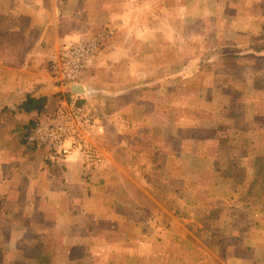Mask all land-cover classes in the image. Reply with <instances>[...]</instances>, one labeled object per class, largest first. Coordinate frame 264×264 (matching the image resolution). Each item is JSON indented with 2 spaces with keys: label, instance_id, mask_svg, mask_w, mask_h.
<instances>
[{
  "label": "crops",
  "instance_id": "obj_1",
  "mask_svg": "<svg viewBox=\"0 0 264 264\" xmlns=\"http://www.w3.org/2000/svg\"><path fill=\"white\" fill-rule=\"evenodd\" d=\"M118 1H113L112 5ZM143 1V13L135 17L128 16V22L119 15L112 16L113 24L115 20L120 23L121 18L127 25L135 22L142 25L141 30L135 26L126 30L115 29L117 32L114 38L118 42L112 46L109 54L104 55L103 63L111 60L112 70L117 68L114 62L123 61L126 57L129 65L135 56L131 43L134 44L137 40L142 41V49L136 51V55L144 58L150 55L151 48L148 45L152 40H157L159 45L161 42L166 45L168 35L160 30H165L163 26L168 21L178 23L182 19L181 12L179 17L167 16L166 11L163 15L152 13L154 4L152 6L151 0ZM70 2L0 0V215L9 218L8 221L5 220L8 227L4 231L13 233V236L8 239L15 237L16 240L15 245L8 246L17 248L20 240H30V244L25 243V249L35 248L37 244L42 246L41 239H44L45 234L54 233L61 234L62 246L66 248L70 247V240H73L75 246H79L78 241L83 238L92 240L100 248L96 249L95 254L107 255L109 264H264V189L263 181L259 177L264 146L263 97L251 95L246 101L244 99L246 107L239 113H200V117L207 120L208 130L205 131H208V136L198 141V145L218 144L219 138L215 137L217 118L228 122L226 124L229 128L226 129L230 145L244 146L230 147V155L224 160L213 159L210 165L208 164L213 172L212 177L208 179L212 181L206 187L209 192L206 194V190L198 187L192 190L191 195L187 191L185 197L187 199L190 196V203L185 206L176 203L179 208L174 210L162 206L157 200L158 197L148 192L150 183L144 177L134 175L136 173L129 165L135 151L142 152L143 155L148 152L144 145L152 137L159 141L153 149L154 153L169 157L183 154L200 155L194 149L193 141L184 137V134L194 130L189 129L191 126L201 127V124L187 123L185 126L188 128H184L183 115L171 114L168 108H164V104L172 103L176 93L175 85H161L165 79L158 81L159 88L154 92L149 89L140 90L139 86L135 85L130 89L126 87L122 92H111L115 97L106 98V101L110 100L114 104L126 103L127 107L121 106L120 111L109 112L112 114L99 122L97 144L99 139L112 134L111 128L114 129L116 143L112 142L114 146L110 156H105V166L94 170L91 177L85 180L82 163L76 156L62 161L53 157L48 149L33 148L24 142L21 136L24 129L50 112L48 110L52 107L56 95L75 92V89L55 85L48 68L51 56L56 48L63 44L60 41L83 37L81 28L84 26L85 29L86 26L88 5L83 3L84 6L81 7V1L78 0L76 7L70 11ZM163 2L158 0L157 7L166 8ZM174 2L171 7H174L175 14L176 7L180 10L183 7V1ZM261 3L262 0H253L252 6L258 7ZM189 7L197 21L199 18H211V13L206 15V11L199 8V0L190 3ZM243 17L245 21H242ZM252 17L251 7L237 8L234 17L237 23L247 25L251 31L249 35V31H245L244 35L238 34L236 44L245 49V52L240 53L242 58L251 52L256 58L264 57L263 48L247 49L252 45L248 39H255L258 44L261 41L264 45V19ZM70 21V30L68 26H62L64 22ZM154 23L160 25L157 33H152L148 28ZM121 25L118 24L119 27ZM63 28H67L66 33H62ZM176 35L177 32L174 31V39L177 38ZM178 36L181 34L178 33ZM122 38L128 42L127 49L120 44ZM13 39L24 41V44L13 47L3 42ZM165 52L162 47L159 55ZM131 65L132 71L138 70ZM239 66L242 69L246 67L245 63H239ZM142 73L145 76L150 71L143 69ZM261 74L264 75V71ZM166 80L170 82L169 79ZM82 81V84H79L83 86L84 91L79 98L94 107L98 90L89 89L85 84L86 78L83 77ZM148 82L144 81L143 88L150 86ZM258 85L256 80L254 85L246 84L250 87ZM206 86L207 100L215 104V89L222 85L207 83ZM134 90H140V95L136 96L137 91ZM123 94L128 98L122 97ZM29 97H44L47 100L46 109L40 113L21 112L20 106ZM121 97L126 99L119 101ZM152 97L153 101L150 100ZM177 99L175 98L174 103H180ZM103 101L105 100H102L100 109L107 106ZM138 108L144 110L135 113L134 110ZM154 117L157 121L155 126L151 127ZM102 125L104 127H101ZM167 139L169 143L165 146L163 142ZM119 148L126 153L127 169L119 163L116 155ZM230 167L244 169L245 175L240 182L223 169ZM134 169L137 171V168ZM181 181V177H174V183ZM185 182L193 185L198 179L195 180L191 176ZM110 183L124 190L122 192L127 201L126 217H122L123 208L116 204L117 198L111 200L112 206H109L98 194L104 184ZM132 185L140 192V196L150 201L154 209L145 206L137 208L135 203H132L136 200V195L123 188ZM171 194L170 198L176 202L182 198V192L176 187ZM19 232L23 233L20 238L15 234ZM25 233L34 238H29ZM32 241L37 244L34 245ZM119 241L122 246L127 247L126 254L117 253ZM25 253L26 250L23 252L26 257ZM27 262L29 260L24 261ZM66 263H77V260L71 259Z\"/></svg>",
  "mask_w": 264,
  "mask_h": 264
},
{
  "label": "rangeland",
  "instance_id": "obj_2",
  "mask_svg": "<svg viewBox=\"0 0 264 264\" xmlns=\"http://www.w3.org/2000/svg\"><path fill=\"white\" fill-rule=\"evenodd\" d=\"M70 1L71 8H69V10L71 11V9L76 7L75 5L78 0ZM80 1L81 7L84 6L83 3H87L88 5L85 22L86 26L85 29L84 26L81 28V30H83V37L75 39L71 38L66 41L93 44L96 48L95 59L92 66L89 70H87L83 77L86 78L85 84L89 87V89H94V91L98 90V97L96 99L97 102L93 107L91 104L89 105L82 100L80 101H82L88 110L96 116L98 121L101 122L102 119L108 117L109 114H112L109 112L115 113L117 110L120 111L121 106L125 107L127 105L126 103L125 105H118L112 103L110 100L106 101V98L109 99L110 97H115L112 96L113 94L111 92H122L125 91L126 87L130 89L135 85L139 86L140 90L149 89L154 92V90L159 88L160 84L158 83L160 82L158 81L165 79L163 80L165 82H162L161 85H175L176 93L174 94L172 103L164 104V108H168V110L171 111V114L183 115V118H185L182 122L184 123V128H188L185 126L187 123L189 125H194V123L198 122L201 124V127L191 126L189 129L194 130L191 131V133L184 134V137L193 141L192 145L200 155L183 154L176 155L175 157H169L154 153L153 149L157 144H159V141L152 137L149 141L145 142L146 144L144 145V148L149 153L145 152L143 155L142 152L135 151V155L129 162L130 168L136 173L134 175L144 177L150 183L149 187L151 188L148 187V192L158 197L157 200L162 206L167 209L174 210L175 208H179L180 205L185 206L189 204L190 196L187 199L185 197L187 191H189L188 193L191 195L194 188L198 187L206 190V187H208L212 181L208 180L213 174L212 169L208 167V164L210 165L211 161L215 158H218L219 161L224 160L228 155H230V147L234 148L237 146H244L243 144L230 145L228 141L230 139L227 138L228 133L226 129L229 128L228 124H226L228 122L224 119L217 118L215 120V137L219 138L218 144L198 145V141L204 140L208 136V131H205L208 130L207 120L200 117V113L207 115L210 114V112L221 113L222 111L239 113L243 111L244 106L246 107L244 99L246 101L249 99L248 97H251V95H257L264 98V75L261 74L264 71V57L256 58L252 52L246 53V57L243 56L242 58L240 56V53L245 52V49L237 46L236 44L238 41V34L240 33L244 35L245 31L249 30L247 25L237 23V19L234 18L237 8L247 6L251 7L253 19L255 17L264 19V0H262V3L259 4L258 7L252 6L253 0H199V8L205 10L206 15L211 13V18L208 17L207 20L199 18L198 21L197 18H194L196 16L191 14L189 7L190 3L195 0H182L183 7H181V10L176 7L175 14L174 7H171L175 3V0H161V2L164 1L163 3L166 4V8H158V0H151L152 6L154 4L151 9L152 13L155 12L163 15L166 11L167 16L172 15L179 17L181 12L182 19H180L178 23L168 21L163 26L165 30H160L165 31L168 35L166 45H162V42L161 45H159L157 40H152L149 45L147 42V45L151 48V52L149 53L150 55L147 58L136 55V51L142 49L141 40H137L134 44L131 43L133 52H135V56L133 57L134 59L130 61L129 65L127 57L124 58L123 61L114 62L117 67L115 70L111 69V60H107V63L103 64L105 59L104 55L109 54L112 46L116 45L118 42V40L114 38L115 33L119 31L120 28H124L126 30L129 27L132 28L134 26L136 29L141 30L142 25L137 22H135V24L127 25V23L122 22V19L119 18V22L122 24L121 27H119L118 24L120 23H117L116 20L114 22L115 24L112 23V16L119 15L123 17L126 22H128L126 20L128 16L133 15L135 17L143 13L142 6L144 1L129 0L127 3V0H117L118 2H114L113 5L112 2L116 0ZM122 4L124 6H122ZM127 4H130V6L128 7ZM225 5L228 6L226 7ZM68 13L71 14V12ZM226 20H228V22H225ZM242 21H245L244 17L242 18ZM210 23L213 25H208ZM71 25L72 22L70 21L64 22L62 26H68V30H70ZM159 27V24L154 23L150 24L148 28L152 33H157L159 31ZM116 28L117 31H115ZM63 30L64 31H62V33L67 32V28H63ZM253 30L254 28L252 27V31ZM174 31L177 32V38L175 39L173 38ZM178 33H180L181 36H178ZM250 33L251 31L247 34L249 35ZM248 40L252 45L247 47V49H264V47H262L264 45L261 44V41H259L258 44L255 39ZM3 42L4 44L8 43L9 46L13 47L24 44V41L18 39ZM60 42L64 43L63 41ZM120 44L127 49L128 42L124 38L121 39ZM162 47L166 52L159 55V50L162 49ZM108 59H111V57H108ZM195 60H197V62H194ZM239 63H245L246 67L242 69V67L239 66ZM131 64H133L138 70L132 71ZM143 69L150 71V73L144 76L142 73ZM244 69H247V71ZM255 72L259 73L255 74ZM176 74L177 76H174ZM166 79H169L170 82H166L168 81ZM146 80L149 81L148 83L150 86L143 88L142 84ZM254 80H256V83L259 84L257 87L246 86V84L251 85V83L254 85ZM53 81L55 85L59 86L54 79ZM207 83L222 85L215 89V104L209 103L207 100ZM223 85L225 86L223 87ZM140 90H134L137 91L136 96L140 95ZM125 95L126 94H123L122 97H126ZM172 96L173 94L169 97V99H171ZM122 97L119 101L128 98L126 97L123 99ZM175 98H178L177 102L180 103H174ZM60 100L61 98L59 97L56 99V102L58 103ZM102 100H105L103 103L107 106H102V109H100ZM150 100L153 101V97ZM54 105L55 100L53 102V106ZM154 105L156 106V104ZM56 107L57 104L55 105V108ZM142 109L143 108H138L136 111L134 110V112L140 113V110ZM156 121V117L151 120V127L155 126ZM101 127L104 126L102 125ZM111 129L112 134L110 133V136L108 134L106 138H98V145L104 156H110L109 153L112 152L111 150L114 146L112 142H115L116 137L113 132L114 129ZM163 143L167 146L169 139ZM262 148L263 150L261 155L263 165L260 169L259 177H261L263 181L262 186L264 189V146ZM121 149L122 148H119L118 151H116V155L119 163L123 164L125 169H127L126 153ZM134 168H137V171ZM223 169H226V173L233 176L238 182H240L242 177L244 178V169H240L239 167ZM83 172L85 174V178L83 179L85 180L86 178L91 177L94 171L88 170L83 166ZM191 176L195 180L198 179V182H195L193 185L186 183V179ZM174 177H181V183H174ZM175 187L178 191L182 192V198L177 202L170 198V195H172L171 192L174 191ZM123 188L127 189V191L131 190V194L136 195V200L132 203H135L137 208L145 206L148 209H154L148 199H144L142 195L140 196L138 194L140 192L134 188V185L131 187L124 186ZM114 190H118V192H115ZM122 191L124 192L123 189L120 190L119 187L110 183L104 184L101 190L98 191V194L102 196L103 202L109 206H112L111 200H116L115 198H117L118 201L116 204H119L120 207L123 208L121 210L123 212L122 217H126L125 209L127 201H125V196ZM208 192L209 189L205 191L206 194ZM111 195L113 198H111ZM176 203H179V206L178 204L176 205ZM5 220L8 221L9 218H4L0 215V264H69L66 262L71 259L77 260V263L71 264H109L107 255L102 254L101 256H98L99 254H95V251L99 248V246H96L92 240H84L85 238L80 240V242L77 240L79 246H75L73 240H70L71 245L66 248L62 246L63 242L61 234L48 233L45 234L44 239H41L42 246L37 244L35 241H32L34 245L37 244L38 246L35 248L27 246L28 248L25 249V243L30 244V240L26 242L20 240L17 248L8 246L15 245L16 240L14 239L15 237H12L11 240L8 239L9 236H13V233L4 231V229L8 227V222ZM15 234H17L18 238H20L23 233L19 232ZM25 234L29 238H34L30 237V234ZM121 243L122 242L119 241L117 253L126 254L128 249L124 245L122 246ZM24 250L27 251V253H25V255H27L26 257L23 256ZM25 260H29V262L24 263Z\"/></svg>",
  "mask_w": 264,
  "mask_h": 264
},
{
  "label": "built area",
  "instance_id": "obj_3",
  "mask_svg": "<svg viewBox=\"0 0 264 264\" xmlns=\"http://www.w3.org/2000/svg\"><path fill=\"white\" fill-rule=\"evenodd\" d=\"M96 48L93 44L66 41L59 45L49 60V71L60 85L72 88L78 85L92 66ZM57 107L37 121L24 138L30 147L46 148L56 159L67 161L76 156L84 168L99 170L106 159L96 142L99 121L80 96L71 91Z\"/></svg>",
  "mask_w": 264,
  "mask_h": 264
},
{
  "label": "trees",
  "instance_id": "obj_4",
  "mask_svg": "<svg viewBox=\"0 0 264 264\" xmlns=\"http://www.w3.org/2000/svg\"><path fill=\"white\" fill-rule=\"evenodd\" d=\"M70 96V92H68L66 95H63L62 93H59L58 95H56V97L54 98L55 100V105L57 104L56 99H58L59 97L61 99L63 98H68ZM46 103L47 100L44 97H29L21 106H20V111L21 112H25V113H32V112H42L46 109ZM55 105L49 108L48 111H52L55 108ZM80 105H83V102H80ZM39 120V119H38ZM34 121L29 127L25 128L23 133H22V137L23 139L26 137V134L29 133L37 124V121ZM24 142L26 143L25 139ZM36 148V147H33Z\"/></svg>",
  "mask_w": 264,
  "mask_h": 264
},
{
  "label": "water",
  "instance_id": "obj_5",
  "mask_svg": "<svg viewBox=\"0 0 264 264\" xmlns=\"http://www.w3.org/2000/svg\"><path fill=\"white\" fill-rule=\"evenodd\" d=\"M75 89V92H72L74 95H78L81 96L83 94L84 88L82 85L78 84V85H74L72 87V90Z\"/></svg>",
  "mask_w": 264,
  "mask_h": 264
}]
</instances>
